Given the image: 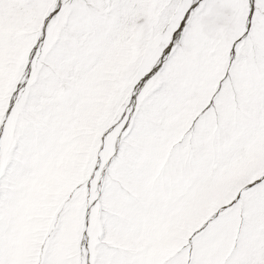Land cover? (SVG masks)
I'll return each instance as SVG.
<instances>
[{
	"label": "snow or ice",
	"instance_id": "1",
	"mask_svg": "<svg viewBox=\"0 0 264 264\" xmlns=\"http://www.w3.org/2000/svg\"><path fill=\"white\" fill-rule=\"evenodd\" d=\"M0 264H264V0H0Z\"/></svg>",
	"mask_w": 264,
	"mask_h": 264
}]
</instances>
